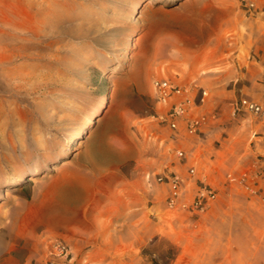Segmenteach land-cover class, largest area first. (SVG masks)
Returning <instances> with one entry per match:
<instances>
[{"label": "rangeland", "instance_id": "374dc122", "mask_svg": "<svg viewBox=\"0 0 264 264\" xmlns=\"http://www.w3.org/2000/svg\"><path fill=\"white\" fill-rule=\"evenodd\" d=\"M140 2L0 0V264H45L54 238L89 264L103 221L118 230L94 264H264V124L231 110L264 97V0ZM162 76L208 90L196 111L216 118L197 133L160 123ZM193 162L218 197L174 214L155 177Z\"/></svg>", "mask_w": 264, "mask_h": 264}, {"label": "built area", "instance_id": "2783aa9c", "mask_svg": "<svg viewBox=\"0 0 264 264\" xmlns=\"http://www.w3.org/2000/svg\"><path fill=\"white\" fill-rule=\"evenodd\" d=\"M257 0H241L248 9L256 6ZM154 93L157 101L163 106L156 117L160 123L168 124L173 130H177L180 121H184L189 133H197L207 125L215 114L199 113L196 108L201 106L208 95V90L197 84L177 82L169 77H157L153 80ZM201 91V104L196 103V92ZM232 115H248L264 124V97L262 100L242 96L232 102ZM176 155L180 160H187L189 155L186 150L179 148ZM264 172V161H263ZM197 163L193 162L185 172L170 170L155 179L167 185L166 205L174 214L182 212L190 214H203L207 212L218 197V189L198 177ZM151 173L147 178L151 179ZM258 173L252 175L243 173L240 181L246 183L250 179H257ZM257 183V182H256ZM256 183L250 187V191L259 195ZM258 184V183H257ZM264 201V197H262ZM74 252L70 244L63 238L52 239L46 247L45 264H73Z\"/></svg>", "mask_w": 264, "mask_h": 264}, {"label": "crops", "instance_id": "0c3cea01", "mask_svg": "<svg viewBox=\"0 0 264 264\" xmlns=\"http://www.w3.org/2000/svg\"><path fill=\"white\" fill-rule=\"evenodd\" d=\"M233 88H230L228 91L231 92ZM222 100V98H220ZM202 215V214H199ZM115 215H112L111 222H114ZM106 221H103V223L97 224V232L98 235L96 236L95 245L91 246L87 250L82 251L79 260L87 261L89 259V264H94L96 262H99L100 259H108L107 250L113 248L112 246L107 245L104 243L103 238L104 234L109 233V237L112 239L115 237L114 233L118 230V227L114 225L113 223H105ZM108 237V236H107ZM141 239H135L134 241V247H138L141 245ZM87 253H92L93 256L87 257ZM88 262V261H87Z\"/></svg>", "mask_w": 264, "mask_h": 264}, {"label": "bare ground", "instance_id": "6f19581e", "mask_svg": "<svg viewBox=\"0 0 264 264\" xmlns=\"http://www.w3.org/2000/svg\"><path fill=\"white\" fill-rule=\"evenodd\" d=\"M148 0H142V2H140L139 4L135 5V11H137L138 7L142 6V4ZM134 11V12H135ZM110 95L107 94L103 101L101 102V104L98 105V107L96 108V110L94 111V113L88 118L87 123L84 127H80L77 128V130L75 131L69 145L66 147V150L64 152V156L68 155L70 149H71V145L76 141V139H78L79 137H81L83 135V133L87 132L88 129L91 127V125L94 123L96 117L98 115H100L101 111L106 107L107 102L109 101ZM55 169V168H54ZM37 169L32 170V173H36ZM26 177V174H22L20 176H17L16 178H14L13 180L10 181L11 184H16L19 183L21 181H23Z\"/></svg>", "mask_w": 264, "mask_h": 264}]
</instances>
